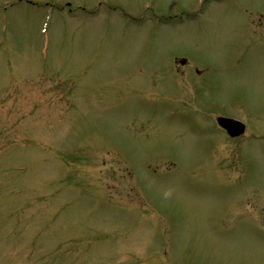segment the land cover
<instances>
[{"label": "rangeland", "instance_id": "obj_1", "mask_svg": "<svg viewBox=\"0 0 264 264\" xmlns=\"http://www.w3.org/2000/svg\"><path fill=\"white\" fill-rule=\"evenodd\" d=\"M0 264H264V0H0Z\"/></svg>", "mask_w": 264, "mask_h": 264}, {"label": "water", "instance_id": "obj_2", "mask_svg": "<svg viewBox=\"0 0 264 264\" xmlns=\"http://www.w3.org/2000/svg\"><path fill=\"white\" fill-rule=\"evenodd\" d=\"M220 125L222 127L226 128L230 132V134L233 135V136H237L240 133H242V131H240L239 133L234 134V132H236L237 128L235 127L234 123H232L231 121L222 119V120H220Z\"/></svg>", "mask_w": 264, "mask_h": 264}, {"label": "flooded vegetation", "instance_id": "obj_3", "mask_svg": "<svg viewBox=\"0 0 264 264\" xmlns=\"http://www.w3.org/2000/svg\"><path fill=\"white\" fill-rule=\"evenodd\" d=\"M187 67V63L183 64V62L179 61V60H176L175 62V71H176V74L178 76H182V77H185V73L186 71L184 69H186Z\"/></svg>", "mask_w": 264, "mask_h": 264}]
</instances>
